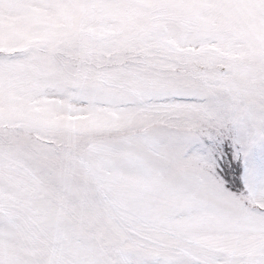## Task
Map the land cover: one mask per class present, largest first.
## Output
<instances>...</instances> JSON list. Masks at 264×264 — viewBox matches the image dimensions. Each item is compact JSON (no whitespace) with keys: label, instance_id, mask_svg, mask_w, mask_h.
<instances>
[{"label":"rangeland","instance_id":"obj_1","mask_svg":"<svg viewBox=\"0 0 264 264\" xmlns=\"http://www.w3.org/2000/svg\"><path fill=\"white\" fill-rule=\"evenodd\" d=\"M0 264H264V0H0Z\"/></svg>","mask_w":264,"mask_h":264}]
</instances>
